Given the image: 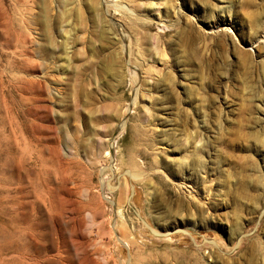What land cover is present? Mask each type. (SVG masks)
<instances>
[{"label": "rangeland", "instance_id": "obj_1", "mask_svg": "<svg viewBox=\"0 0 264 264\" xmlns=\"http://www.w3.org/2000/svg\"><path fill=\"white\" fill-rule=\"evenodd\" d=\"M115 1L0 0V264H264V0Z\"/></svg>", "mask_w": 264, "mask_h": 264}, {"label": "bare ground", "instance_id": "obj_2", "mask_svg": "<svg viewBox=\"0 0 264 264\" xmlns=\"http://www.w3.org/2000/svg\"><path fill=\"white\" fill-rule=\"evenodd\" d=\"M52 1V0H51ZM51 3V2H50ZM93 3V2H92ZM106 4V3H105ZM116 9H122V8H125L124 7V5H123V3H122V1L120 0H117V1H115L113 4H112ZM68 8V7H67ZM64 9V8H63ZM106 10V9H105ZM65 11V10H64ZM64 14V13H63ZM69 17V16H68ZM67 53V52H66ZM160 59H162V58H160ZM73 157V156H72ZM67 158V157H66ZM73 159V158H72ZM71 159V160H72ZM70 160V161H71ZM74 160V159H73ZM72 160V161H73ZM75 162V161H74ZM74 162H72V163H74ZM70 163V162H69ZM138 172V171H137ZM130 175L131 176H133V177H135V178H138V177H141V176H143L142 175V173H130ZM79 186V185H78ZM82 186V185H81ZM124 186H125V184H124ZM75 187V186H74ZM147 190L149 191V189H150V183L149 182H147ZM76 188V187H75ZM73 192H74V190H73ZM148 195H149V192H148ZM77 196V195H76ZM75 196V197H76ZM87 198V197H86ZM124 199H126L125 197H124ZM124 199H123V201H124ZM74 200V199H73ZM72 200V201H73ZM78 200V199H77ZM76 201V200H75ZM76 204V203H75ZM74 207V206H73ZM117 209H118V211H119V217H120V219H121V216H122V211H121V209H120V206L119 205H117V207H116ZM82 209H88V211H89V214L91 215V218L93 219V217H94V215H95V211H94V209L92 208V206H90V204H89V201L88 200H84V201H79L78 203H77V207L75 208V212H77V214H76V216H79V214L81 213L80 211L82 210ZM73 213V212H72ZM76 218V217H75ZM74 219V218H73ZM76 220V219H75ZM78 220V219H77ZM74 221V220H73ZM75 222V221H74ZM122 222V221H121ZM120 222V223H121ZM124 223V222H123ZM74 224V223H73ZM30 228H32L33 226L32 225H29V224H27ZM72 225V224H71ZM123 227V226H122ZM23 229V228H22ZM29 229V228H28ZM27 229V230H28ZM24 230V229H23ZM26 230V229H25ZM26 230V231H27ZM29 231H30V229H29ZM23 235V234H22ZM24 236V235H23ZM27 236V235H26ZM25 236V237H26ZM130 236H131V238H130ZM121 237H122V239L123 240H125V241H127V242H133V239H134V237L135 236H133V235H130L129 233H128V231L126 230V229H124V227H123V229L121 230ZM28 238V237H27ZM27 238H25V241L23 240V243H22V257L23 258H25V264H33V261L34 260H36L37 259V257H35L34 258V260H33V257L34 256H36V254H40L41 252H39V250H37V248L36 247H34L33 245H32V242L29 240L30 239V237H29V239H27ZM122 239H121V241H122ZM50 242V241H49ZM85 242V241H84ZM81 242H79V244H80ZM37 246V245H36ZM77 249H78V247H77ZM42 250V249H41ZM75 251V250H74ZM99 251V250H98ZM86 252V251H85ZM92 252V251H91ZM140 252H141V250H140ZM84 253V252H83ZM90 254V253H89ZM86 256V255H85ZM83 257V262L81 263V264H84V263H86L87 261H88V258H84V256H82ZM89 257H90V255H89ZM98 257V256H97ZM96 258V257H95ZM102 258L105 260L103 263H101L100 261H98V260H95V264H108V260L104 257V256H102ZM38 260V259H37ZM36 260V261H37ZM86 261V262H85ZM24 262V261H23ZM80 262V261H79ZM79 262H78V264H79ZM51 263V262H50ZM49 263V264H50ZM139 263V262H138ZM86 264H90V263H86Z\"/></svg>", "mask_w": 264, "mask_h": 264}]
</instances>
